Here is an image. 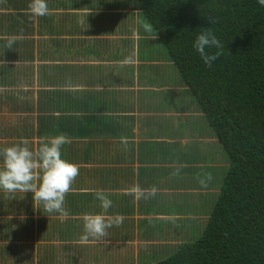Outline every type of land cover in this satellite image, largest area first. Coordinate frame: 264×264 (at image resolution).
Listing matches in <instances>:
<instances>
[{"label": "rangeland", "instance_id": "obj_1", "mask_svg": "<svg viewBox=\"0 0 264 264\" xmlns=\"http://www.w3.org/2000/svg\"><path fill=\"white\" fill-rule=\"evenodd\" d=\"M1 1L0 150L24 141L27 142L26 146L30 150L33 151L32 148L35 146L37 150L42 142H46L48 138L53 137L52 131L58 129V125L63 121V116H67L70 120L73 119L71 117H78L81 119L80 123L82 121L85 122V117L88 116L95 117L98 115L101 118L106 116L117 118V114L114 111L118 108V104L117 107L107 105L109 108L106 109L104 106L105 109L103 111H97L98 106L94 107L90 102H84L85 95L89 92H103L109 95L116 93L117 96L120 94L122 95V93L125 92V90H122L121 85L120 87L117 85L96 88L94 81H92L90 77L91 71H82V60L84 59L86 64H88L87 66L92 65L95 68L96 66H105L104 64H98L99 61L97 62V60L89 64L90 60L87 58V56L91 57L92 54L89 52L92 48H95V51L99 52L101 41L103 44H106V42L109 41L110 46L116 49L115 53L119 59L116 63L109 64L112 68L117 67V70L112 69L113 74L122 73L126 76L128 75L130 79H132V85H125L124 87L127 89L126 91H130L134 96V98L131 96L127 97V100L131 97V100H129L130 103L127 104L129 109H137L141 107V104H144L142 103L143 98L141 96L144 95L145 92H148L143 90L140 83L136 81L140 73L144 76L146 75L147 68L157 67L158 69L159 67H167V62L159 63L153 55L148 54L150 59L146 62H143L139 57L140 52L144 51V49L152 47V54L154 52L155 55L156 53H159L162 47L159 44H155V38L150 35V31H147V33L144 34L139 33L140 30L142 32V25L148 24L142 15L140 19L135 13H133L132 16L127 17L126 10L123 11L124 17L119 18V21L115 23V26L118 29L120 25H128V28L130 29L129 33L124 32V34L117 33L115 35L109 32L103 34L98 33L96 36L88 35L86 33L83 36H77V38L80 37L81 40H84V43L82 44L78 41L80 38L78 40H65L66 42H63L64 40H61L60 38H51V44L49 43L48 45L44 41L38 40V37L31 35L33 34L31 33V28L35 27L36 23H38L37 20L32 24H23L24 26L20 28V30L28 32L24 36L18 37L19 34L11 31L16 30V28H13L14 25L12 22L15 18L18 19L19 24H22V20H32L37 17L32 15L28 10V5L31 1ZM77 1L78 3L81 2V0ZM52 10L54 9L52 8ZM83 11L82 14L84 17L81 19L80 24L83 27V31L90 26V23L92 26L94 25L91 20L90 22H86L90 17L92 18L95 15L103 14L101 13L102 11L100 8H84ZM87 11L94 15L87 17L85 15V12ZM110 11L113 12V9L111 8ZM20 14H23L24 17H21ZM59 14L62 15V13ZM79 14L80 12L75 15L67 13L63 16L78 19ZM43 17H45L46 20L51 18L49 15ZM106 22L107 21H101L99 26L102 27ZM10 26H12V28H10ZM8 28H10L9 31ZM69 30L73 31V29ZM26 35L31 36L28 38ZM137 36L139 38L141 37V39L136 38ZM11 37H17V40L12 49H8L6 45L8 39ZM54 41H59V45H55ZM92 41H95L96 43ZM93 44H95V47H90L88 49L85 48L86 46ZM141 44H146V46L144 45V49L141 48L143 47L140 46ZM66 50L68 51L67 55L63 54ZM44 52H48L50 56L53 54L50 63L51 70L49 71V76L48 71L46 76L43 74L45 73V70L42 71V67L45 65L37 66V63L44 62V59H47V55L43 58ZM121 56L123 57L122 59H120ZM76 57L80 58V60L76 61V59H74ZM66 66L69 67L65 69ZM142 66L144 69L140 72L138 68ZM73 71H80V74H78V78L81 79L80 81L72 79L73 81L71 82V79L69 81L68 78L65 79V76ZM166 78L167 84H177L179 77L174 66H172V71H170ZM122 79L123 76H121V80ZM96 85H98V82H96ZM181 86H184V84L181 83ZM186 90L187 88L185 87V89L182 88L179 92L181 100L180 105H185L186 109V111L181 112L183 117L179 118V120L182 122L184 128L187 126L186 121H189L192 124L189 126L190 129L188 131L183 132L182 130H178L183 132L180 138L168 139L169 143L176 142L179 144V147L170 149V154L174 155L182 151H187L188 153H195L200 159V162L195 163L194 172L195 176H202L198 177L199 179H196L185 174L183 175L184 183L194 182L195 188H204L199 183V180L206 179V174L210 171H212V180L208 182L205 189L201 190V193L191 194L190 198L187 197V193H181L182 202L177 204H173L175 198L171 195L176 193H161L160 197L157 199L154 198L158 197L159 194H149L148 197L154 200L146 202L145 207L151 209L148 211L147 216L154 217L143 218L139 221L138 237H140V241L135 237L129 238L134 235V232L131 231V223L133 221H129L126 224L121 225L124 228L123 230L118 229L116 231L117 234L118 232H121L119 233V236L124 234L129 238L125 241L119 242L107 240L108 236H110L109 231H107L108 235L103 237L106 242L102 239H98L99 243L88 244L82 240V242L78 243L70 242V247L67 248L55 247V251H59V249L62 248L64 251L72 253L73 257L78 256L75 261L71 260L70 264H151L153 261L167 258L177 247L183 244V242L190 240L194 241L201 235L206 220H208L210 216L213 205L218 199L221 184L226 174L224 169L218 171L217 168L220 167L222 163V166H224V162L225 167L229 168V164L225 161V153L224 151H221V146L218 141L216 139L214 140V136H212L210 129L204 121L200 119V114L196 112L197 103L194 97ZM174 96H176V94H174ZM126 112L128 111L126 110ZM148 116L149 115H147V117ZM167 117L170 118V116ZM176 118L175 121H178ZM152 120L156 123L155 118H151L149 121ZM66 121H68V124L69 120ZM168 121L170 122V119H167V122ZM74 123H76L75 120ZM89 126L90 125H78L80 128L75 130H69L68 128V132L72 134L75 132L80 133L83 129H87ZM105 126V121L102 119H100L98 124L95 125L96 130L99 131H103ZM140 126L141 123L139 124V130ZM43 129L47 130L45 132L46 134L48 133L46 136H44V133L42 132ZM35 133L37 136H35ZM197 133L206 136H199ZM68 137L70 138V143H66L61 147L62 152L67 156L72 152L80 153L82 151V145H74V142L80 141V138H75L73 136ZM131 138H133L132 142H136L135 140L140 138L137 131L134 136H131ZM142 138L143 136H141L140 139ZM100 140L99 143H96L97 145L94 146L93 151H90V155L98 153L100 150L99 146L103 144L100 143ZM103 140L107 141L110 139L106 138ZM104 144L106 147L110 148L108 142ZM141 146L150 147L154 145L142 144ZM148 153H150V151ZM158 156L163 157V151H160ZM217 156L219 158V163L218 161L212 162L211 159L216 158ZM175 157L177 158V156ZM160 161L167 160L162 158ZM2 162L3 158L0 156V165H2ZM69 162L75 161L71 159ZM173 165L177 167V165L172 164L169 168H172ZM95 166L96 165H88L86 168L95 169ZM185 166H188V164H185ZM78 167L79 169L84 168L82 165H78ZM178 167L179 170H184L182 163H180V166ZM139 168L138 164H135L134 169L138 171ZM166 168L168 167H162L161 169ZM148 183L152 186L149 181ZM154 187L166 190L159 185ZM206 189H210L211 193H206ZM28 194H30L29 191L25 193L21 191L9 193L0 189V264H2L3 257L5 260L7 258L5 264H41L43 260L51 256L50 250H52V247L45 245L44 242H35L38 240L37 237L29 240L31 228L28 225V218H31L19 212L22 209V206L17 208L14 201H7L10 200L9 197L12 199L18 196L15 201L16 203H19L20 198H24V201L28 198ZM160 198L166 202V205H156L157 200ZM30 205L33 207L32 203H30ZM1 208H3V214H1ZM155 210H163L170 213L168 220L157 219ZM21 212L26 213L24 212V209H22ZM38 221H41V219ZM42 223H44V221H42ZM35 224L38 228L39 222H36ZM142 236L145 237V241H141ZM147 241L151 242L147 243ZM132 242L139 244L133 245ZM154 242L158 244H155ZM4 247H8L7 250H4ZM83 253L84 255H82Z\"/></svg>", "mask_w": 264, "mask_h": 264}, {"label": "trees", "instance_id": "obj_2", "mask_svg": "<svg viewBox=\"0 0 264 264\" xmlns=\"http://www.w3.org/2000/svg\"><path fill=\"white\" fill-rule=\"evenodd\" d=\"M106 4L105 0L100 4L95 1L97 7L103 8ZM111 5L116 13L92 17L94 25L90 23L88 33L93 36L109 32L115 35L129 33L128 25H120L118 29L115 26L118 19L124 17L123 11L126 10L127 17L135 13L140 19L142 15L151 25L149 33L155 38V44L162 47L156 56L149 49L141 52L140 59L149 60L148 53L158 61L173 63L184 84L182 87L194 97L196 112L218 141L229 164V168L225 167V162L217 168L218 171L224 169L226 174L201 235L194 241L183 242L167 258L151 264H264V6L257 0H113ZM207 16L214 17L217 22L209 25ZM101 21L107 22L101 27ZM205 27L212 28L225 46L223 55L211 67L205 66L193 48L195 36ZM147 31L142 25L139 33ZM77 32L85 34L83 30ZM80 40L79 43H84ZM112 51L107 41V55L118 61ZM207 51L215 52V49ZM95 69L98 70L95 67L89 69L94 84L97 81L101 86L120 87L121 83H133L128 75L113 74V68H106L104 76L103 70L94 74ZM138 69L142 72L144 67ZM78 74L80 71L69 72L71 82L72 79L81 80ZM151 74L147 75L150 77ZM161 80L163 82V78ZM148 81L152 82V79ZM66 120H69L68 124ZM62 125V134L80 138L76 142L87 148L88 144L81 139L91 135L68 132V128H80L78 118H67ZM117 131L111 130L109 134L114 136ZM52 135L57 136L58 130L52 131ZM61 155L68 161L92 164L101 161L110 165L123 158L107 161L103 155L101 160L93 159L89 152H72L65 156L62 150ZM218 159L217 156L211 160ZM122 172L127 174V170ZM6 262L7 258L3 257L2 264Z\"/></svg>", "mask_w": 264, "mask_h": 264}, {"label": "crops", "instance_id": "obj_3", "mask_svg": "<svg viewBox=\"0 0 264 264\" xmlns=\"http://www.w3.org/2000/svg\"><path fill=\"white\" fill-rule=\"evenodd\" d=\"M95 1L97 2V4H100L103 0H81L80 3H78L77 0H51V1L47 0L49 12H50L49 16L51 17L50 19L46 20L45 17L39 16V17H35V19L32 20H26L27 22L25 20H22V24H19L18 19L15 18L14 21H12L14 26L13 25L12 26L14 29L16 28V30L15 31L11 30V31L13 33L19 34L18 37L24 36L28 32L26 31L23 32V30H20V28L24 26L23 24L25 23L32 24L34 21L36 22L37 20L38 23H36L35 27L31 28V33H33L31 35L38 37V40H42L48 45L49 43L51 44L50 42L51 38L54 39L60 38L61 40H64L63 42H66L65 40H78L80 37L77 38V36L84 35V34L79 35V33L77 32V30L78 31L83 30V27L80 24H81V19L84 17V15L82 14V12H84L83 11L84 8L85 9L100 8L102 11L101 13H103L101 15L116 12V10L113 9L111 5L113 0H105L107 4L103 8L97 7L95 5ZM110 7L113 9V12L110 11L111 9ZM52 8L54 10H52ZM78 12H80L78 16L79 17L78 19L80 20L74 19L72 17L63 16L64 14L67 13L71 15H75ZM59 13H62V15ZM85 15L87 17H90V15H94V14H90V12L87 11L85 12ZM20 16L24 17L23 14H20ZM90 20L91 17L86 22H90ZM12 26H10V28H12ZM10 28H8V31L10 30ZM89 28L90 26L85 30V34L87 33L88 35H92L91 33H88ZM69 29H73V31H70ZM31 35H26V36L29 38ZM136 38H138V36ZM54 44L59 45V41H54ZM94 45L95 44L91 45V47H95ZM99 48H100L99 52L95 51V48H92V50L89 52L92 55L91 57L87 56V58H89L90 60L89 64L97 60V62L99 61L98 64L105 65L104 67L96 66V68H98L99 71H97L96 69L94 71V74H99L103 70L102 75L104 76L107 73L105 69L106 68L112 69V67L109 64L116 63V60H112V58L114 57H109L107 55L106 44H103L102 41L100 43ZM141 48L144 49V46ZM151 48L144 49V51H149L151 50ZM112 52L113 53L116 52L114 48ZM63 54L67 55L68 51L67 50L64 51ZM45 55H47V59H44V62L40 61L41 63H37V66L45 65L44 67H42V71L45 70V73L43 74L46 76L48 71V76H49L50 75L49 71L51 70L50 63H51V59L53 58V54H51L50 56L48 52L47 53L44 52L43 58ZM114 55L117 54L115 53ZM120 58L123 57L121 56ZM74 59H76V61L80 60V58L78 57ZM84 60H82V71H89V69L94 67L92 65L87 66L88 64H86ZM146 61L148 60H145L143 62ZM158 62L159 63L167 62L168 63L166 65L167 67L165 68L159 67L158 69L157 67L147 68L146 75L142 76L140 74L136 79V81L140 83L142 89L148 91L141 96L143 98L142 103L144 104H141V107L137 109H129L127 106V104L130 103L129 100H131V97L134 98L131 92L126 91L127 89L124 88L125 85L130 86V84L128 85L126 83L124 84L121 83L122 90H125V92H123L122 95L120 94L119 96H117L116 93L109 95L103 92H89L88 94L85 95L84 102H90L91 104L94 105V107L98 106L97 111H103L105 107L106 109L109 108L107 107V105L111 107L114 106L117 107L118 104V108L114 111L117 114V118L116 117L110 118L108 116L101 118L98 115L95 117L94 116L85 117L86 121L85 122L82 121L81 126L82 125L84 126L90 125V126L87 129H83L80 133L89 134L91 135V137L81 139L84 143L88 144L87 148L85 147L87 150L82 147V151L80 153L78 152L77 153L83 154L85 152L86 153L87 152L90 153V151L92 152L94 146L97 145L96 143H99V140L102 139L100 140V143L103 144L99 146L100 150L98 151V153L90 155L91 158L100 159V156L104 155V157L108 158V159H104L107 161H109V159L115 160L116 158L121 156H123V159H121L120 162L116 164L114 163V165H110V163L101 162V161H99L100 164L83 163L77 161L74 162V164L82 165L84 166V168L79 169V175L76 177L70 192L65 197L63 207L68 213L66 217L62 216L60 213L57 212H52V213L45 212L42 202L34 200L33 193L31 191H29L30 194H28V198L24 201H23L24 198H20L19 203H16L15 201L18 196L12 199L9 197L10 200H7L11 202L14 201L17 208L19 206H22L21 208L24 209V212L26 213H22L21 212L22 209L19 212L31 218V219L28 218V225L31 228V234L29 235V240H32L33 238L37 237L38 240H36L35 242H44L45 245L52 247V250H50L51 256L43 260L41 264H56V263L70 264L71 260L75 261L78 258V256L73 257L72 253H70L69 251H64L62 248H60L59 251H55V247L67 248L70 247L69 244L70 242L71 243L82 242V237L85 235L84 227H83L84 225L83 218L85 214H103L106 217H111L113 219H115L117 216H122L123 217L122 225L126 224L129 221H133L131 223L132 226L131 231L134 232V235L129 238L135 237L140 241L139 239L140 237H138L139 221L143 218L154 217V216H147L148 211L151 209L145 207L146 202L159 198L161 193L163 194L176 193L171 195H173V197L175 198L173 204H177L182 202L181 193L183 192L187 193L186 194L187 197L190 198L191 194L201 193L202 192L201 190L205 189V188H195L194 182L191 183L183 182V178H184L183 175L185 174L192 176L196 179H199L198 177L202 176V175L195 176V172H194L195 163L200 162L199 157L195 153H188L187 151H182L174 155L170 154V149L179 147V144L176 142L169 143L168 139L180 138L183 132L188 131L190 129L189 126L192 123L186 121L187 126L184 128L182 126V122L179 120V118L183 117V115H181V112L186 111L185 105H180L181 100H180L179 92L182 88L185 89V87L181 86L182 81L177 80V84L175 85L167 84L166 76L170 73V71H172L173 63L168 60L167 61L161 60ZM67 67L69 66H66L65 69H67ZM72 67H76V66H72ZM113 69H116V67H113ZM148 73L149 75L151 73L153 74H151V76L149 77L147 75ZM66 78H68V81L71 79L69 77V74L65 76V79ZM161 78H163V82L165 84L162 82ZM148 79H152V82H149ZM95 86L96 88H105L110 85L108 84L101 86L99 84L98 85L95 84ZM111 86H115V85H111ZM174 94H176V96H174ZM129 96L131 97L127 100V97ZM126 110L128 112H126ZM147 115L149 116L147 117ZM167 116H170V118H168ZM87 118H93L94 121H90ZM151 118H155L156 123L153 122V120L149 121L151 120ZM175 118L178 121H175ZM65 119H67V116L62 117V120ZM78 119L81 121L80 118ZM100 119L105 121L106 126L103 129V131L96 130L95 127V125L98 124ZM167 119H170V122L169 121L167 122ZM140 123L141 126L139 130ZM62 124L63 121L58 125V129H57L58 135L62 134L61 131H63V127H64ZM117 129L118 131L114 136H111L109 134L111 130H117ZM178 130H182L183 132H180ZM136 131L138 136L140 138L141 136H143V138L142 139L139 138L135 140L136 142H132L133 138H131V136H134ZM47 134L44 133V136H46ZM197 135L206 136V135H201L199 133H197ZM35 136H37L36 133ZM121 137H126L128 139L127 146L121 143L120 140ZM106 138H109L110 140L107 141L103 140ZM107 142L110 144V148L106 147V145L104 144ZM142 144L154 145V146L142 147L141 146ZM74 145H79V143L76 142V144ZM32 149L33 152L36 151V146ZM149 151L150 153H148ZM160 151H163V157L158 156ZM0 156L2 157V155ZM175 156H177V158ZM162 158L166 159L167 161H160ZM180 163L183 164L184 170H179L178 166H180ZM135 164H138V166L140 167L138 171L134 169ZM172 164L177 165V167L173 165L172 168H169V166H171ZM185 164H188V166H185ZM88 165L89 166L96 165V166L95 169H87L86 167ZM222 165L223 163L221 164L220 167H222ZM162 167H168V168L161 169ZM105 168L107 169L109 168V170H106ZM123 170L124 172L127 170L126 175L123 174L122 172ZM177 171L178 174H174L177 173ZM209 173L211 174L212 172L210 171ZM148 181L151 183L152 186L149 185ZM156 185H159L161 188L166 190H161L156 188L157 189L156 194H159V196L154 199L149 198L148 195L150 193L147 190H150ZM133 186H139L140 189L145 190L143 195L139 193L135 195L129 194V190ZM99 189H103L105 193L108 195V198L112 201V207H110L107 210V212L103 211V209L100 206V201L94 195V191ZM206 193H211L210 189H206ZM30 203L33 204V207L32 205H30ZM156 205H166V202H164V200L160 198L157 200ZM1 211H2L1 214H3L4 213L3 208H1ZM155 212H156V218L159 220H168L170 215V213H167L166 211L163 210H155ZM39 219H41V221H38ZM42 221H44V223H42ZM36 222H39L38 228L35 224ZM121 227L122 226L119 227L113 226L111 228H108L107 231H109L110 236H108L107 240L120 242L129 239L124 234L119 236V233L121 232H118V234L116 233L118 229H122V230L124 229L123 227L122 228ZM99 239H102L103 241L106 242V240H104L103 237ZM144 239L145 237L142 236L141 241L142 240L145 241ZM149 242L151 241H147V243ZM87 243L97 244L99 242L97 238L89 237ZM135 244H139V243H133V245ZM82 255H84V253Z\"/></svg>", "mask_w": 264, "mask_h": 264}, {"label": "clouds", "instance_id": "obj_4", "mask_svg": "<svg viewBox=\"0 0 264 264\" xmlns=\"http://www.w3.org/2000/svg\"><path fill=\"white\" fill-rule=\"evenodd\" d=\"M257 3L264 6V0H257ZM28 10L37 17L50 14L47 0H31ZM205 18L209 25L217 22L212 16ZM144 27L151 31V25L145 24ZM16 40L17 37L9 38L6 47L12 49ZM193 48L205 66L211 67L213 62L223 55L225 46L212 28L205 27L195 36ZM207 49H215V52H209ZM120 140L127 146L126 137H121ZM66 143H70V138L60 134L42 142L35 153L26 146V141L0 150V155L3 157L0 165V189L9 193L31 191L33 199L42 202L45 212H57L66 217L68 213L63 207L64 200L79 175L78 165L62 158L61 147ZM174 174H178V171ZM211 180L212 176L208 173L206 179H200L199 183L206 188ZM144 191L139 186H133L129 194L143 195ZM147 191L155 195L157 189L153 187ZM94 195L100 201L104 212L112 207V201L103 189L95 190ZM83 219L84 242H87L89 237L97 239L106 237L108 228L119 227L123 223L122 216L113 219L103 214H85Z\"/></svg>", "mask_w": 264, "mask_h": 264}]
</instances>
